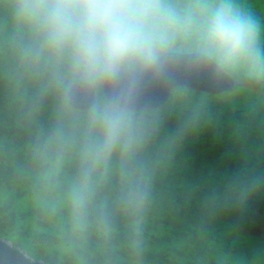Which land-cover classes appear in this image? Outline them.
Listing matches in <instances>:
<instances>
[{
	"label": "rangeland",
	"instance_id": "374dc122",
	"mask_svg": "<svg viewBox=\"0 0 264 264\" xmlns=\"http://www.w3.org/2000/svg\"><path fill=\"white\" fill-rule=\"evenodd\" d=\"M262 2L257 4L258 8L239 13L241 19L258 27V36L251 51L238 60L224 58L208 39L210 17L221 7L217 0H189L182 5L178 18L164 19L166 9L156 10L163 17L153 18V32H158L157 38L153 36L154 62L167 52H202L211 56L236 84L233 91L216 95L177 87L164 111L124 109L110 103L104 94L105 80L121 72L142 71L154 62L148 66L136 61L126 63L114 75L102 77L80 67L71 48L61 49L73 54V59L63 57L54 48L42 51L38 59L19 55L20 52L10 54L7 48L15 35L0 17V103L8 101L10 107L15 105L10 117L21 115L22 108L27 106L33 123L42 118L51 127L54 123L50 122L56 120L63 122L69 132V136L58 130L51 132L53 138L59 137V143L46 136V126L40 127V137L33 138L25 124L16 126L13 121L3 126L0 122V237L46 264H264V241L237 232L223 233L217 240L206 239L216 255H197L179 234L180 224L176 228L173 222L176 218L160 216L166 214V204L160 203L155 212L150 211L140 220L145 225L140 239L129 235L135 232L136 222L111 225L108 219L100 217L106 215V203L117 200L115 194L103 193L104 202H94L98 188L112 182V175L129 174L126 168L132 164L130 159L140 154L130 156L135 135L143 142L144 151L150 152L156 146L163 148V153L146 154L147 170L154 168L150 162L160 163L157 178L147 172V186L170 192L187 187L191 178L204 177V169H210V164L224 157L213 148L214 142L237 143L242 126L256 117L264 120ZM192 6L196 14L188 12ZM224 6L231 7L229 3ZM76 82L95 87L96 103L92 108L78 110L70 105L68 91ZM109 116H119L124 125L111 146L106 144L102 123ZM159 123L162 137L151 139L150 134L160 129L156 126ZM125 126L133 127L138 134L129 136ZM231 143L235 149L236 143ZM63 147L62 153H57ZM31 152L40 154L33 157ZM19 155L24 163L17 158ZM91 206L101 209L100 213H94ZM177 220L192 226L191 222L197 219L184 215Z\"/></svg>",
	"mask_w": 264,
	"mask_h": 264
},
{
	"label": "trees",
	"instance_id": "16d2710c",
	"mask_svg": "<svg viewBox=\"0 0 264 264\" xmlns=\"http://www.w3.org/2000/svg\"><path fill=\"white\" fill-rule=\"evenodd\" d=\"M261 0H217L219 6L230 4L234 12L241 13L243 11L258 8L257 5ZM183 2V3H181ZM189 0H157L153 18L159 19L163 17L156 10L165 8L164 19L168 17L178 18L181 14L182 5L188 3ZM256 4V5H253ZM264 8V5H262ZM188 12L196 14L195 7L192 6ZM259 14L260 10L256 9ZM184 13L182 12V15ZM0 17L6 22L7 27L11 30L12 35H15V40L11 47L7 49L10 54L31 55L33 59H38L42 51L50 50L52 47L48 44V34L43 26V19H26L18 13V0H0ZM18 23L24 25L18 26ZM158 32H153V36L157 38ZM0 40L2 36L0 35ZM65 49V48H64ZM63 57L68 55V58L73 59V54L65 52L63 49L58 50ZM18 55V54H17ZM0 64V73L2 72ZM51 99V97H48ZM3 101L0 103V122L4 125H9L14 121L16 126L25 124L30 128L29 135L38 138L42 133L40 127L46 126V136H50L53 140L61 143L58 136L53 138L51 132L58 130L62 134L69 136V132L63 122L52 121L54 123L48 127L42 118H37V123H33L32 114L28 115L27 106H24L21 115L10 117L14 104L11 107ZM167 102L163 107H158L160 111L166 110ZM44 108V107H43ZM157 109V111H159ZM149 112V110H145ZM213 113V111H210ZM232 114H230L231 116ZM102 118V117H101ZM25 119V120H24ZM102 123L104 120L102 119ZM161 123L157 124L160 129L153 134H150L151 139H160L162 137ZM163 125V124H162ZM156 126H154L156 128ZM242 132L238 133V141L214 142L218 147L213 148L220 151L222 156L210 164V169H204L201 177L191 178L187 187H182L180 190L174 191H156L151 190L147 186V172H152L151 176H158V168L160 163L152 164L154 168L148 169L146 166V154L163 153V148L154 147L152 151H144V144L139 138L133 127H127L125 131L129 136L135 135L136 139L131 155L139 156L136 159H130L132 164L127 166L126 172L128 175L122 176L115 173L112 182H108L107 186L98 190L100 191L94 202L103 203V193L115 194L117 200L112 203H106L107 207L103 209L106 215L101 214L102 219H108L111 225H125L130 222H136L132 236L142 238L144 224L140 221L149 212H155L161 204H166V218L174 219L176 228H181L179 234L184 240L193 246L196 254L201 257L209 258L217 254V252L208 246L206 239L217 240L223 233L237 232L243 236H252L264 241V120L257 118L248 125L242 126ZM154 128V129H155ZM215 131V128L213 129ZM244 131V132H243ZM4 132V130H2ZM36 132L37 136H34ZM140 134V133H139ZM147 137V135H143ZM236 143L235 149L232 148V143ZM61 145V144H60ZM202 145V144H201ZM38 146V144H37ZM63 148H59V154ZM238 151V152H237ZM47 152V151H46ZM127 152V150H126ZM130 152V151H129ZM237 152V154H236ZM242 157L238 158V154ZM33 157H37L40 152H31ZM52 155L53 152H48ZM236 155V157H235ZM20 156V155H19ZM17 158L24 163L22 156ZM144 156V158H142ZM32 160V159H30ZM164 160V159H163ZM162 164V163H161ZM148 165V167H149ZM241 171V173L239 171ZM120 172H123L122 170ZM189 175V174H188ZM150 201L152 204L149 206ZM138 206V207H137ZM145 207V208H144ZM94 213H100L101 209H94ZM169 215V216H168ZM186 216L187 219L195 218L189 226L185 221L177 220L179 216ZM188 215V217H187ZM224 223L225 225L220 226ZM180 224L178 227L177 225ZM206 229L210 231L205 232ZM178 236V234H177Z\"/></svg>",
	"mask_w": 264,
	"mask_h": 264
},
{
	"label": "clouds",
	"instance_id": "9594fccd",
	"mask_svg": "<svg viewBox=\"0 0 264 264\" xmlns=\"http://www.w3.org/2000/svg\"><path fill=\"white\" fill-rule=\"evenodd\" d=\"M262 2V0H261ZM157 0H18V13L43 19L48 44L71 48L77 64L102 77L114 75L133 61L148 66L156 59L153 37ZM264 3V2H262ZM208 39L228 60H238L252 49L258 27L241 19L229 6L217 8L209 20ZM106 144L123 130L119 116L106 117Z\"/></svg>",
	"mask_w": 264,
	"mask_h": 264
},
{
	"label": "water",
	"instance_id": "95a60500",
	"mask_svg": "<svg viewBox=\"0 0 264 264\" xmlns=\"http://www.w3.org/2000/svg\"><path fill=\"white\" fill-rule=\"evenodd\" d=\"M235 80L209 55L167 52L142 71L121 72L104 81L106 99L124 109L158 108L170 98L173 89L183 86L212 95L231 92ZM69 103L78 110L92 108L96 89L76 82L68 91ZM0 264H46L32 259L26 251L0 237Z\"/></svg>",
	"mask_w": 264,
	"mask_h": 264
}]
</instances>
